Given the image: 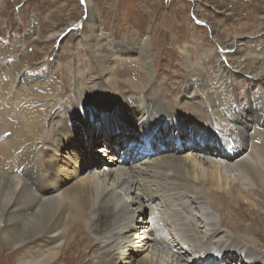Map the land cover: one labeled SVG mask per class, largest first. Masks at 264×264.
<instances>
[{
	"label": "bare ground",
	"instance_id": "obj_1",
	"mask_svg": "<svg viewBox=\"0 0 264 264\" xmlns=\"http://www.w3.org/2000/svg\"><path fill=\"white\" fill-rule=\"evenodd\" d=\"M86 1L96 38L80 37L97 76L70 47L62 85L30 78L23 57L10 67L22 102L14 124L0 96V186L19 184L0 228L16 236L12 247L29 240L17 264H264V33L224 27L218 52L202 44L195 53L178 44L183 36L164 47L154 32L140 49L127 39L112 46ZM228 41L262 96H244L240 69L221 53ZM177 53L182 88L168 70ZM213 55L219 68L207 71ZM67 82L74 103L61 108Z\"/></svg>",
	"mask_w": 264,
	"mask_h": 264
},
{
	"label": "rangeland",
	"instance_id": "obj_2",
	"mask_svg": "<svg viewBox=\"0 0 264 264\" xmlns=\"http://www.w3.org/2000/svg\"><path fill=\"white\" fill-rule=\"evenodd\" d=\"M86 3V0L83 3L81 0H0V96L2 92L6 96H10H8L9 99L5 96L10 100L12 108V111L7 115L9 124H14V113L19 111L22 104L16 100L17 86L13 81L15 75L12 70V75L10 74V67L18 65V61L22 57L24 62L22 64L30 74V78L45 73L47 79H53L52 81L62 85L64 82L60 72L71 59L69 48L72 47L75 50L74 61L87 62L92 66H90L92 69L88 68V70L90 69L88 74L97 76L94 58L87 48L88 42L80 37V35H87L90 40L96 38V34L92 33L95 28L90 22L91 17ZM88 5L94 6L97 15L95 26L103 31L102 37L104 35L105 41L111 42L112 46L127 39L132 49H140L142 42H147L152 37L150 34L154 32L160 36L157 42L163 44L164 47H174L171 44L177 39L176 37L183 36L185 38L178 40V44L181 42L180 46H194L195 53L202 44L205 50L218 52L225 42L221 33L224 27L231 34L237 32L238 29L255 31L259 34L264 33V0H88ZM31 28H37V31L41 30L42 33L39 37H30ZM56 33H58L57 37H50ZM163 35L164 37L161 38ZM155 43L154 39L152 45ZM226 45L227 48L221 53L226 54L228 59L230 58L234 69H240L237 64L240 56L235 55L232 51V41H228ZM252 46L250 44V47ZM259 47V50H264L262 41L259 42ZM177 54L173 57L168 70L174 75H178L171 79L170 83H180V88H182L181 84L188 83L189 79L178 64L181 60ZM156 56L154 50L151 57L156 59ZM119 57L123 58V56ZM139 59V57L135 58V62ZM203 61L204 59H201V62ZM219 64L220 59L213 55V59L208 65L210 68L206 69L207 71H217ZM252 69L253 65L250 64V72ZM237 74L240 81L244 80L243 94L245 97L253 98L254 94L263 95L260 87L253 82L244 69H240ZM81 82L83 83L82 79ZM65 85L64 89H61L63 99L59 106L62 108L65 105L70 108L74 101L69 99L75 90L70 87L69 82ZM5 87L7 88L5 89ZM212 87L208 85V88ZM48 90L58 91L56 87L48 88ZM34 92L42 93L43 87L34 88ZM240 93L241 90L237 97L240 96ZM181 94L178 95V98L179 96L181 98ZM63 111L68 110L63 109ZM55 112H58V108L55 109ZM55 112L51 118L56 116ZM214 150L215 148L211 146L207 153L212 155L211 151ZM99 156L100 154L93 157L88 155L85 157V163L92 162V158ZM18 187L19 184L15 183H5L3 187L0 186V214H3L7 204L14 199V192ZM256 198L257 202L264 204V199L257 196ZM211 216L214 219L217 218V214ZM135 218L131 217V220H135ZM15 239L14 234L9 237L3 236L0 228V264H7L8 259H12V264H17V253L22 251L23 246L27 245L29 240L25 238L23 244L12 247L11 242ZM87 260L85 258L81 264Z\"/></svg>",
	"mask_w": 264,
	"mask_h": 264
},
{
	"label": "snow or ice",
	"instance_id": "obj_3",
	"mask_svg": "<svg viewBox=\"0 0 264 264\" xmlns=\"http://www.w3.org/2000/svg\"><path fill=\"white\" fill-rule=\"evenodd\" d=\"M84 2V0H81V3H83Z\"/></svg>",
	"mask_w": 264,
	"mask_h": 264
}]
</instances>
